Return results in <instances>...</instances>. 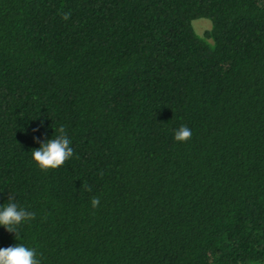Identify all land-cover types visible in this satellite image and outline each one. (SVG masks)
I'll return each instance as SVG.
<instances>
[{
    "label": "trees",
    "instance_id": "16d2710c",
    "mask_svg": "<svg viewBox=\"0 0 264 264\" xmlns=\"http://www.w3.org/2000/svg\"><path fill=\"white\" fill-rule=\"evenodd\" d=\"M59 127L74 155L41 170ZM12 200L35 215L0 248L40 264H264V0H0Z\"/></svg>",
    "mask_w": 264,
    "mask_h": 264
},
{
    "label": "clouds",
    "instance_id": "9594fccd",
    "mask_svg": "<svg viewBox=\"0 0 264 264\" xmlns=\"http://www.w3.org/2000/svg\"><path fill=\"white\" fill-rule=\"evenodd\" d=\"M69 17H64L67 20ZM43 126V124L41 125ZM55 134L51 139L45 140L38 149L31 151V158L41 170L58 169L70 160L74 155L71 141L64 127L54 129ZM192 137V130L187 125H181L175 130L174 140L177 143H186ZM39 143V140H37ZM15 200L0 206V226L9 233H15V238H20V229L25 222L34 219V213L20 207ZM101 201L93 197L91 206L98 207ZM0 264H40L37 252L33 247L24 243L0 248Z\"/></svg>",
    "mask_w": 264,
    "mask_h": 264
},
{
    "label": "rangeland",
    "instance_id": "374dc122",
    "mask_svg": "<svg viewBox=\"0 0 264 264\" xmlns=\"http://www.w3.org/2000/svg\"><path fill=\"white\" fill-rule=\"evenodd\" d=\"M193 26L199 35H204V33L212 28V22L206 19H200L193 22Z\"/></svg>",
    "mask_w": 264,
    "mask_h": 264
}]
</instances>
